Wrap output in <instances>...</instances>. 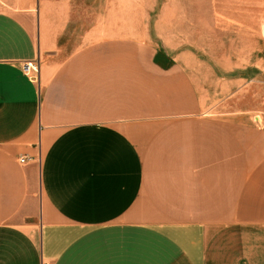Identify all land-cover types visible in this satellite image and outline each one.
<instances>
[{
  "label": "crops",
  "instance_id": "1",
  "mask_svg": "<svg viewBox=\"0 0 264 264\" xmlns=\"http://www.w3.org/2000/svg\"><path fill=\"white\" fill-rule=\"evenodd\" d=\"M147 2L0 0V264H264V0Z\"/></svg>",
  "mask_w": 264,
  "mask_h": 264
},
{
  "label": "built area",
  "instance_id": "2",
  "mask_svg": "<svg viewBox=\"0 0 264 264\" xmlns=\"http://www.w3.org/2000/svg\"><path fill=\"white\" fill-rule=\"evenodd\" d=\"M24 71L28 74L32 79L38 80L39 73V65L35 61H28L24 64ZM26 158L22 157L20 159L21 162H25ZM45 264H50V262H45Z\"/></svg>",
  "mask_w": 264,
  "mask_h": 264
},
{
  "label": "rangeland",
  "instance_id": "3",
  "mask_svg": "<svg viewBox=\"0 0 264 264\" xmlns=\"http://www.w3.org/2000/svg\"><path fill=\"white\" fill-rule=\"evenodd\" d=\"M125 1H126V4H133L134 6L139 4L141 7L144 6V10L142 9V13L145 12V10L147 11L149 8V3L147 2V0L142 1L140 3H138L137 0H125ZM160 4L161 3H158V5H160ZM145 7H146V9H145ZM205 69L210 70V73H212V68H205ZM215 69L220 70L221 68H215ZM207 84L209 85L210 90H212L213 84L212 83H207ZM256 87L257 86H255V89H258V87L257 88Z\"/></svg>",
  "mask_w": 264,
  "mask_h": 264
}]
</instances>
